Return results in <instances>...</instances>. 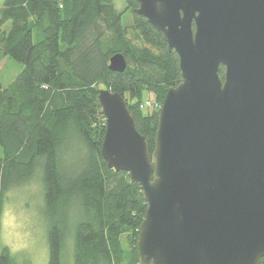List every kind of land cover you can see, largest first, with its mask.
I'll list each match as a JSON object with an SVG mask.
<instances>
[{
	"label": "water",
	"instance_id": "95a60500",
	"mask_svg": "<svg viewBox=\"0 0 264 264\" xmlns=\"http://www.w3.org/2000/svg\"><path fill=\"white\" fill-rule=\"evenodd\" d=\"M136 14L178 56L154 147L124 98L97 99L100 154L146 204L138 264H260L264 258V0H137ZM109 69L122 72L121 53ZM223 67L222 77L219 74Z\"/></svg>",
	"mask_w": 264,
	"mask_h": 264
},
{
	"label": "trees",
	"instance_id": "16d2710c",
	"mask_svg": "<svg viewBox=\"0 0 264 264\" xmlns=\"http://www.w3.org/2000/svg\"><path fill=\"white\" fill-rule=\"evenodd\" d=\"M123 1V11L114 0L0 3V62L7 56L23 64L7 85L0 78V221L6 190L39 174L50 216L47 264L62 263L66 239L73 264H126L124 234L132 248L128 264L138 262L146 204L129 174L109 169L101 157L105 119L98 90L124 98L151 153L162 98L178 84L180 69L161 34L135 13L137 0ZM126 10L130 25L122 23ZM115 53L125 58L122 72L108 67ZM144 91L155 96L152 112L139 108ZM69 146L77 159L69 160ZM0 264H17L7 247Z\"/></svg>",
	"mask_w": 264,
	"mask_h": 264
},
{
	"label": "rangeland",
	"instance_id": "374dc122",
	"mask_svg": "<svg viewBox=\"0 0 264 264\" xmlns=\"http://www.w3.org/2000/svg\"><path fill=\"white\" fill-rule=\"evenodd\" d=\"M114 3L118 11H123L126 8L123 0H114ZM131 15V10L124 12L122 18L124 25L131 24ZM8 27L9 22L5 25L6 29ZM22 68V63L7 56L3 58L0 62L2 84L7 85ZM139 108L144 112H152L157 108L154 94L144 91ZM68 149L69 156L71 155L68 157L69 160L77 159L78 157H75L77 152L74 151L73 146H69ZM72 196L74 197L69 201L70 208L71 206L75 207V194ZM49 222L50 216L44 201L41 181L39 174L35 173L31 179L18 186H10L5 192L0 221V251L3 247H7L15 257L17 264H47ZM126 237V234L122 235L121 244L125 255L124 261L128 264L132 248L127 243ZM71 242V239L65 240L61 264H73Z\"/></svg>",
	"mask_w": 264,
	"mask_h": 264
}]
</instances>
